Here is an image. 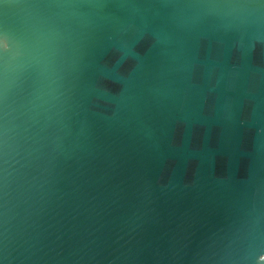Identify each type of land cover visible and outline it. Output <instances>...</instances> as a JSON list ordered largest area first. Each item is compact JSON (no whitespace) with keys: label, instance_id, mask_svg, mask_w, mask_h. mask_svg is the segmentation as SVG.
<instances>
[{"label":"water","instance_id":"95a60500","mask_svg":"<svg viewBox=\"0 0 264 264\" xmlns=\"http://www.w3.org/2000/svg\"><path fill=\"white\" fill-rule=\"evenodd\" d=\"M0 264H264V0H0Z\"/></svg>","mask_w":264,"mask_h":264}]
</instances>
